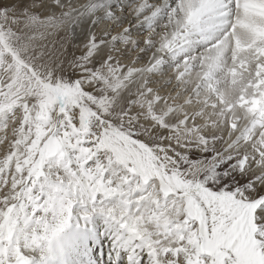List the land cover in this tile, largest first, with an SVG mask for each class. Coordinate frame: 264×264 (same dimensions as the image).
I'll return each instance as SVG.
<instances>
[{"label":"snow or ice","instance_id":"obj_1","mask_svg":"<svg viewBox=\"0 0 264 264\" xmlns=\"http://www.w3.org/2000/svg\"><path fill=\"white\" fill-rule=\"evenodd\" d=\"M79 7L68 60L33 44L68 20L0 0V264L53 253L74 206L107 218L111 264H264V4Z\"/></svg>","mask_w":264,"mask_h":264},{"label":"bare ground","instance_id":"obj_2","mask_svg":"<svg viewBox=\"0 0 264 264\" xmlns=\"http://www.w3.org/2000/svg\"><path fill=\"white\" fill-rule=\"evenodd\" d=\"M44 3L49 5L50 15L47 20L53 23H59L63 20H68L69 24L61 29L55 36L46 35L43 39H37V42L47 43L52 42L56 38L60 39L61 43L66 45H75L80 42L79 27H88L90 17H83L79 5L85 3V0H57L58 7L51 3V0H43ZM246 4L256 6L257 4H264V0H244ZM257 11L264 9H256ZM36 11H39L37 8ZM134 22L132 17H128L125 23ZM113 28L116 25L112 26ZM77 33L73 36L71 33ZM101 40V46L104 40H108L110 50L112 47L119 49L128 48L127 59L135 63L134 57L137 55L134 46L129 45L130 37L124 32L109 31L97 33ZM75 48V47H73ZM75 51L80 54L82 49ZM118 54V53H117ZM141 55L143 53H140ZM131 66V65H129ZM82 209L76 210L75 221L73 220L69 227L59 238V241L53 244L55 251L53 253L40 254L36 259V264H111L110 251L111 239L107 234L109 225L107 218L103 213H93L88 221L85 223L80 219ZM63 250H60V246ZM121 257L125 254L120 253ZM124 264V260H121Z\"/></svg>","mask_w":264,"mask_h":264},{"label":"rangeland","instance_id":"obj_3","mask_svg":"<svg viewBox=\"0 0 264 264\" xmlns=\"http://www.w3.org/2000/svg\"><path fill=\"white\" fill-rule=\"evenodd\" d=\"M22 31H24L25 33H28V30L27 29H22ZM30 34V33H28ZM34 46L36 47V51L39 52V51H45V52H51L53 50V46L55 45V47L57 49H62V46L63 45H66V44H63L61 43L60 39L58 40V38H56L55 40H53L52 42H47V43H41V42H37L36 40L33 42ZM67 47V50L68 52L65 54L64 57L62 58H66L68 60H70L73 56H75L76 58H79L80 54L77 53L75 51V48H73V45L70 44V45H66ZM79 208V206H74V209H73V218H72V221L74 220L75 221V216H76V210ZM71 221V222H72ZM70 222V223H71Z\"/></svg>","mask_w":264,"mask_h":264}]
</instances>
